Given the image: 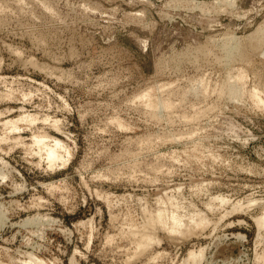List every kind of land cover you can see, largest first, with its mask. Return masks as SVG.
<instances>
[{
    "label": "rangeland",
    "instance_id": "374dc122",
    "mask_svg": "<svg viewBox=\"0 0 264 264\" xmlns=\"http://www.w3.org/2000/svg\"><path fill=\"white\" fill-rule=\"evenodd\" d=\"M222 1L0 0V264L264 263V0ZM170 194L210 224L137 257L127 231Z\"/></svg>",
    "mask_w": 264,
    "mask_h": 264
},
{
    "label": "bare ground",
    "instance_id": "6f19581e",
    "mask_svg": "<svg viewBox=\"0 0 264 264\" xmlns=\"http://www.w3.org/2000/svg\"><path fill=\"white\" fill-rule=\"evenodd\" d=\"M227 1V0H226ZM225 1V2H226ZM223 2V1H222ZM225 2H223V3H225ZM228 3H229V5L228 6H230V1H227ZM217 3V2H216ZM221 3V2H220ZM227 3V4H228ZM175 4V3H174ZM226 5V4H225ZM232 5V4H231ZM23 8V7H22ZM32 21V20H31ZM264 23V22H263ZM263 26V25H262ZM262 29V28H261ZM260 31V32H259ZM258 32L259 33H261V35H264V28H263V30H258ZM257 32V35H260L259 33ZM253 33V32H252ZM253 35V34H252ZM255 36V35H254ZM258 37V36H257ZM263 37V36H262ZM232 38H234V39H237L238 40V43H240L239 42V38H236V37H232ZM232 38H231V41H232ZM248 38V37H247ZM255 38V37H254ZM252 39V38H251ZM228 40H230V38H228ZM246 40V39H245ZM248 40H250L249 38H248ZM241 41V40H240ZM253 41V40H252ZM264 41V40H263ZM226 42H227V40H226ZM256 42V41H255ZM260 42V41H259ZM232 43V42H231ZM236 43V42H235ZM229 44H230V42H229ZM229 44H227V45H229ZM241 44V43H240ZM254 44V43H253ZM237 45H239V44H237ZM251 45V44H250ZM233 46V45H232ZM226 47V46H225ZM229 47H230V45H229ZM236 48L235 49H237V46H235ZM240 47H241V45H240ZM264 47V46H263ZM207 48V47H206ZM228 48V47H227ZM226 48V49H227ZM223 49H225V48H223ZM230 50H232L233 51V47L231 48H229ZM263 49V48H262ZM201 50V49H200ZM199 50V51H200ZM228 50V49H227ZM238 50H239V47H238ZM198 51V52H199ZM224 51V50H223ZM226 51V50H225ZM235 51H237V50H235ZM262 51V50H261ZM238 52V51H237ZM236 52V53H237ZM253 52V51H252ZM224 53H228V51L227 52H224ZM230 53V55L229 56H231V52H229ZM228 53V54H229ZM239 53V52H238ZM227 54V55H228ZM227 55H226V57H227ZM225 56V55H224ZM228 56V57H229ZM237 56H238V54H237ZM241 56V55H240ZM232 57H234V56H232ZM223 58V57H222ZM231 59H233V58H231L230 57V60ZM220 61H221V59H219ZM225 60V59H224ZM229 60V61H230ZM240 60V59H239ZM251 60V59H250ZM228 61V60H227ZM227 65V64H226ZM230 68V67H229ZM241 70V69H240ZM239 70V71H240ZM234 71V70H233ZM236 72H238V70H236ZM230 73H231V71H230ZM232 74V73H231ZM234 74V73H233ZM232 74V76H236V74H234L233 75ZM239 74H240V72H239ZM241 75H243L242 73H241ZM241 75H237V78L238 79H243L242 78V76ZM228 77L229 78H231L230 76H229V74H228ZM226 79V78H225ZM235 79V78H234ZM226 80H228V81H223L224 83H226V82H230L231 84L233 83V82H231V81H229V79H226ZM232 80V79H231ZM244 80V79H243ZM233 81H237V79H235V80H233ZM241 81V80H240ZM238 82V81H237ZM237 82L235 83V85H237ZM242 82V81H241ZM221 83V82H220ZM220 83L219 84H216V85H219V86H221L220 85ZM245 83V82H244ZM227 84H229V83H226V85ZM230 84V85H231ZM226 85H225V87H226ZM239 85H243V84H239ZM238 85V86H239ZM219 86H215V88L216 87H219ZM222 86H223V88H222ZM222 86L220 87L221 89H225V91H226V88L224 87V85L222 84ZM234 86V85H233ZM233 86L231 85V87H230V89L231 88H233ZM243 86H247L246 84L245 85H243ZM235 88V87H234ZM238 88V87H237ZM240 88H243L242 86H240ZM252 88H254V87H252ZM251 88V89H252ZM220 89V91L221 92H223L222 90ZM228 89V88H227ZM159 90V89H158ZM216 90V89H215ZM218 90H219V88H218ZM217 90V91H218ZM232 90V89H231ZM244 90H245V87H244ZM213 91V90H212ZM230 91V90H229ZM229 91H227L226 93H228ZM232 91H234V90H232ZM242 91H243V89H242ZM246 92H247V90H245ZM250 91V90H249ZM264 91V90H263ZM151 92V91H150ZM220 92V93H221ZM234 92H236V91H234ZM147 93V92H146ZM218 93V92H217ZM237 93V92H236ZM250 93V92H249ZM148 94V93H147ZM146 94V95H147ZM219 94V93H218ZM224 94V93H223ZM228 94H230V93H228ZM232 95V97H234V98H236L235 96H237V95H239L238 93H237V95L235 94V96H234V94H233V92L231 93ZM247 94V93H246ZM145 95V94H144ZM220 95V94H219ZM226 95V94H225ZM261 93L258 91V88L257 89H255V90H253L252 91V93H251V98H253L254 100H255V102H257V104L256 105H259L260 107H264V100H262L260 97H261ZM222 96V95H221ZM220 96V97H221ZM224 96V95H223ZM231 96H228V97H230V98H232ZM250 96V95H249ZM143 98H144V96H142ZM141 97V99H143ZM147 97H149V96H147ZM153 97V96H152ZM238 97V96H237ZM244 97V96H243ZM240 98V97H239ZM145 99L146 98H144V101H145ZM148 99V98H147ZM222 99V98H221ZM224 99V98H223ZM237 99V98H236ZM234 100V101H236V102H238L237 100ZM241 99H242V97H241ZM252 99V100H253ZM152 100H154V99H152ZM151 100V101H152ZM232 100V99H231ZM239 100V99H238ZM143 101V102H144ZM150 100L148 101V103L149 102H151ZM241 101V100H240ZM146 102H147V100H146ZM157 102L159 103V101L157 100ZM156 102V100H154V101H152L151 102V104L152 103H157ZM145 103V102H144ZM170 103V102H169ZM164 105H167L168 103H163ZM255 104V103H254ZM159 105V104H158ZM148 106H150L149 104H148ZM155 106L156 107H158L157 105H154V106H150V108L151 107H154L155 108ZM163 106V105H162ZM168 107H169V105H168ZM168 107H166V108H168ZM172 107V106H171ZM160 108V107H159ZM162 108V107H161ZM164 108V107H163ZM173 108V107H172ZM256 108H258V110H259V107H257L256 106ZM171 109V108H170ZM263 109V108H262ZM170 111V110H169ZM166 112V111H165ZM45 119V118H44ZM47 120H48V118H47ZM46 121V120H45ZM19 122L20 123H32V124H34V122L36 123V119L33 117V116H31V115H25V116H22V117H20L18 120H16V121H11V120H9V121H5L4 123H2L3 124V127L5 126L6 128H8V129H10L11 131H18V124H19ZM44 122V121H43ZM55 123H57V122H55ZM55 123H54V126H56L57 127V124L55 125ZM30 126V125H29ZM58 128V127H57ZM3 129H5V128H3ZM10 130H8V132L7 133H9V131ZM13 132H11V133H13ZM10 133V134H11ZM199 134V133H198ZM3 135H5V134H3ZM34 137H32V139H33V145H35L37 148H38V152H43V154H44V159L47 161V163L49 164V166H52L53 167V165L55 164V163H58V162H61V163H67V160H69L68 158H69V156H71L70 155V153H69V150H67L68 148L66 147V145H64L61 141H59V140H57V139H52V141H53V144H48V142H47V140H49V139H51V138H49L47 135H44V136H40V135H33ZM4 137H7V136H3V138L1 137L0 139H3V141L2 142H4V140L5 141H7V139L5 138L4 139ZM49 138V139H48ZM1 141V140H0ZM9 141V140H8ZM1 142V143H2ZM32 142V141H31ZM6 143V142H5ZM62 152H63V154H62ZM39 155H41V154H39ZM41 159V158H40ZM41 163V162H40ZM55 166V165H54ZM49 169H50V167H49ZM249 169V168H248ZM179 189V188H178ZM200 191V190H199ZM179 192H180V189H179ZM163 194H165V193H163ZM179 196V195H178ZM165 198H157V200H156V203H155V209H153L152 211H150V209L151 208H149V209H145L146 207V205L147 204H145V206H144V210H143V207H142V210H141V212H143L144 213V217H145V220H147L145 223L146 224H144V226L143 225H138V226H142L141 228H139L138 226L137 227H132V225H131V228L127 231V233L126 234H128L129 233V235H130V237H133V242H135V244H136V246L135 247H137V251H136V256L138 257L139 256V254L141 255V256H143L144 254L143 253H146V252H148L149 250L148 249H150V247L152 246L153 247V245H155L154 243H158V240H160V239H157V236H156V233L159 231V229L160 230H166L169 234H176L175 236H177L178 234L180 235V236H182V234L184 235L186 232H188V230H189V232L190 231H192L193 232V230H192V228H196V227H200L199 229H202L201 227H203L204 229H205V226H206V228H207V225H209L210 224V221L208 222V218L206 217V215L204 214V213H202V212H200V211H197L193 206V204H191L190 202H188V205H186V206H184L183 204H179V203H181V202H178V197H175V196H171V194H170V196L168 197V196H164ZM181 197V196H180ZM221 197V196H220ZM182 198V197H181ZM211 198H213V197H211ZM154 200V199H153ZM181 200V199H180ZM179 200V201H180ZM184 200V199H183ZM211 199L209 198V201H210ZM252 200V199H251ZM211 201H218V202H220V204L222 205V204H225V205H227L228 203H227V201L225 200V198H214L213 200H211ZM209 202V203H205L206 204V206H204V207H206L207 209H209L210 211L213 209V205H214V202H213V205H212V202ZM253 201H255V200H253ZM139 202V201H138ZM229 202V201H228ZM250 202V201H249ZM252 202V201H251ZM142 203V202H141ZM147 203V202H146ZM184 203V202H183ZM193 203V202H192ZM238 203V202H237ZM236 203V204H237ZM243 203V202H242ZM247 204H248V202H246ZM257 203V202H256ZM140 204V203H139ZM218 204V203H217ZM240 204V203H239ZM239 204H237L236 206H234V205H232V207H234V209L235 210H238V209H241L242 210V206L241 205H239ZM247 204H245L246 206H248ZM251 204V203H250ZM149 205V204H148ZM193 205V206H192ZM245 205H244V207H245ZM255 204H253L252 206H254ZM143 206V205H142ZM196 207V206H195ZM217 207V206H216ZM232 207H231V209H232ZM220 208V207H219ZM149 210V211H148ZM199 210V209H198ZM233 211V210H232ZM240 211V210H239ZM232 213V212H231ZM228 214V213H227ZM128 215H129V213H128ZM141 216V215H140ZM140 216H139V218H140ZM147 218V219H146ZM224 218V217H223ZM5 219V218H4ZM112 219H113V217H112ZM144 219V218H143ZM256 220H254V222L256 223V226H257V228H264V207L262 208V213H261V215L258 217V218H255ZM142 222H144V220L142 221ZM209 223V224H208ZM124 224V223H123ZM212 224V223H211ZM136 226V225H135ZM130 227V226H129ZM122 229V228H121ZM196 230H198V229H196ZM262 230V229H261ZM121 231V230H120ZM123 231V230H122ZM125 232V231H124ZM163 232H165V231H163ZM194 232H195V229H194ZM193 232V233H194ZM166 233V232H165ZM193 233H190V234H193ZM258 234H261V233H258ZM121 235H123V234H121ZM128 235V236H129ZM168 235V234H167ZM178 235V236H179ZM189 235V233L187 234L186 233V235H184V236H188ZM171 236V235H170ZM257 236H259V235H257ZM262 236V235H261ZM260 236V237H261ZM172 237H174V236H172ZM258 238V237H257ZM262 238V237H261ZM261 238H258V239H261ZM257 240V239H256ZM90 242V241H89ZM132 242V243H133ZM260 242V241H259ZM158 245V244H157ZM135 250V249H134ZM148 250V251H147ZM135 252V251H134ZM134 255V257L136 258V256ZM263 255V254H262ZM203 256H204V250L201 248L200 250H198V251H190L189 252V254H188V258H186V261L188 262V264H201V261H202V259H203ZM133 257V256H132ZM158 257V256H157ZM256 257H258V256H256ZM262 257V256H261ZM261 257H259V258H261ZM264 259V258H263ZM150 260V259H149ZM185 261V263L187 264V262ZM257 261H259V260H257ZM261 261H263V260H261ZM30 262H31V264H41L42 263V261L41 260H39V259H32V258H30ZM264 262V261H263ZM184 263V264H185ZM264 264V263H263Z\"/></svg>",
    "mask_w": 264,
    "mask_h": 264
}]
</instances>
